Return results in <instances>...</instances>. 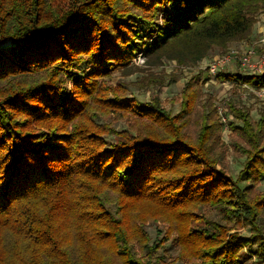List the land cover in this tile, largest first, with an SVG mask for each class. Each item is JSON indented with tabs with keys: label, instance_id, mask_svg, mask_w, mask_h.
Instances as JSON below:
<instances>
[{
	"label": "trees",
	"instance_id": "16d2710c",
	"mask_svg": "<svg viewBox=\"0 0 264 264\" xmlns=\"http://www.w3.org/2000/svg\"><path fill=\"white\" fill-rule=\"evenodd\" d=\"M262 9L264 0H0V264H153L163 239L151 242L150 220L192 264H245L244 250L264 261V192L254 188L264 118L231 105L246 156L235 179L212 124L187 129L190 85L173 115L112 82L140 53L196 64L224 51ZM218 76L264 86V71ZM110 115L127 125L104 122Z\"/></svg>",
	"mask_w": 264,
	"mask_h": 264
},
{
	"label": "rangeland",
	"instance_id": "374dc122",
	"mask_svg": "<svg viewBox=\"0 0 264 264\" xmlns=\"http://www.w3.org/2000/svg\"><path fill=\"white\" fill-rule=\"evenodd\" d=\"M262 35H264V9L258 13L256 23L248 37L230 42L224 51L215 47L196 64H181L176 60L168 59L147 63L140 53L134 60L135 66L131 68L132 72L126 74L123 70L114 71L112 82L127 85V95L136 98L142 105H146L154 97H159L166 109L173 115L180 113L185 87L190 85L186 88L187 93L195 90L197 97L188 115L187 129L196 135L204 124H212L211 129L217 140V150L222 156V162L229 173L237 179L244 167L246 157L238 144L245 145V141L239 135L238 129L234 130L232 127L231 123L241 126L242 122L235 117L231 105L246 110L254 122L259 121L264 118V86L256 87L229 80L223 81L218 75H210L202 68V65L204 61H213L232 47L242 51L250 46L256 48L251 63L256 65L264 63V47L259 42ZM222 71L231 74L259 72L250 66H243L238 60L226 66ZM103 121L112 123L119 130L127 125L123 119L117 120L112 115L104 117ZM249 183L246 180L240 181L244 187ZM254 188L264 192V178L258 181ZM204 212L221 220L216 210L206 208ZM261 222L264 224L263 220ZM146 229L152 243L163 239V246L152 257L153 264H192L181 257L175 236L168 235V228L161 221L150 220ZM241 232L250 233L248 228L241 229ZM244 253L245 264H264V261L249 256L247 250H244Z\"/></svg>",
	"mask_w": 264,
	"mask_h": 264
},
{
	"label": "built area",
	"instance_id": "2783aa9c",
	"mask_svg": "<svg viewBox=\"0 0 264 264\" xmlns=\"http://www.w3.org/2000/svg\"><path fill=\"white\" fill-rule=\"evenodd\" d=\"M259 42L262 47H264V35L259 39ZM256 53V48L250 46L242 51L232 47L225 53L221 54L213 61L203 62L202 68L206 70L210 75L216 76L228 65H232L235 61H240L243 66H250L253 69H257L259 72L264 71V63H251V59ZM247 85V83H244Z\"/></svg>",
	"mask_w": 264,
	"mask_h": 264
}]
</instances>
